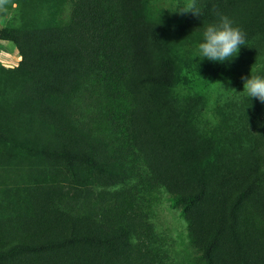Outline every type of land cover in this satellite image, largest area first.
<instances>
[{"label": "trees", "instance_id": "1", "mask_svg": "<svg viewBox=\"0 0 264 264\" xmlns=\"http://www.w3.org/2000/svg\"><path fill=\"white\" fill-rule=\"evenodd\" d=\"M196 6L181 24L150 0L3 10L21 60L0 67V264H172L162 192L183 207L192 264H264V103L240 93L264 75V0ZM217 12L246 33L224 62L198 55ZM200 59L232 90L216 124L176 93Z\"/></svg>", "mask_w": 264, "mask_h": 264}, {"label": "rangeland", "instance_id": "2", "mask_svg": "<svg viewBox=\"0 0 264 264\" xmlns=\"http://www.w3.org/2000/svg\"><path fill=\"white\" fill-rule=\"evenodd\" d=\"M167 9L173 24H181L185 20L186 12L179 11L184 7L186 0H150ZM12 11L6 12L5 19L9 20ZM2 16V15H0ZM0 17V26L6 22ZM14 23L19 22V16L14 18ZM7 24V23H6ZM199 58L194 57V60ZM21 60L18 52L11 42L0 40V67L15 68ZM212 65L204 64L199 60L194 71L188 70L181 74L178 80L177 96L184 98L189 95L203 97L207 105L204 109V117L216 124L220 119V111L230 98L232 90L228 82L220 80L211 73H215ZM200 68V69H199ZM154 204L155 218L159 232L166 238L169 248L172 250V264H192L196 258V252L190 247L188 241L187 223L182 210V205L173 200V195L159 193Z\"/></svg>", "mask_w": 264, "mask_h": 264}, {"label": "clouds", "instance_id": "3", "mask_svg": "<svg viewBox=\"0 0 264 264\" xmlns=\"http://www.w3.org/2000/svg\"><path fill=\"white\" fill-rule=\"evenodd\" d=\"M10 3L11 0H0V11L6 10ZM196 7V0H186L179 11L198 15ZM216 15L218 19L205 27L203 41L198 44V55L214 62L229 61L239 54L242 45H246V33L227 14L217 12ZM242 79L244 90L240 93L264 103V75L253 74L252 68L251 77Z\"/></svg>", "mask_w": 264, "mask_h": 264}, {"label": "crops", "instance_id": "4", "mask_svg": "<svg viewBox=\"0 0 264 264\" xmlns=\"http://www.w3.org/2000/svg\"><path fill=\"white\" fill-rule=\"evenodd\" d=\"M6 12H9V11H0V15H2V16H0V17H2V18H4L5 19V17H6ZM6 20V22H4V24H1V25H5L6 23H7V19H5Z\"/></svg>", "mask_w": 264, "mask_h": 264}]
</instances>
